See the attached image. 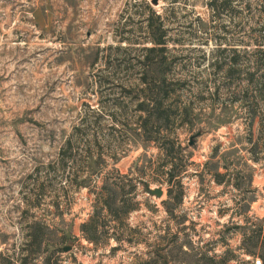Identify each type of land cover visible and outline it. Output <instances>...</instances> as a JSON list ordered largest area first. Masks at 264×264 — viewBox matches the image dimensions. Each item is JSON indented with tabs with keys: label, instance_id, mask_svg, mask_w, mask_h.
<instances>
[{
	"label": "rangeland",
	"instance_id": "374dc122",
	"mask_svg": "<svg viewBox=\"0 0 264 264\" xmlns=\"http://www.w3.org/2000/svg\"><path fill=\"white\" fill-rule=\"evenodd\" d=\"M155 1L0 0V264L264 262V0Z\"/></svg>",
	"mask_w": 264,
	"mask_h": 264
},
{
	"label": "trees",
	"instance_id": "16d2710c",
	"mask_svg": "<svg viewBox=\"0 0 264 264\" xmlns=\"http://www.w3.org/2000/svg\"><path fill=\"white\" fill-rule=\"evenodd\" d=\"M216 0H213L211 2V6H214ZM154 43L156 45H163L165 44V42H163V37L160 35H156V38L153 39ZM156 50H161V49H156V47H154L152 49V51H156ZM157 78H156V91L154 90L153 94H154V99H152L153 101H155L153 109L156 110L157 112H160L163 109V100L164 98L167 97L168 91L165 88L164 84L166 83L167 79H168V73L165 70H159L156 74ZM144 102L141 103V107H143ZM164 114H160L159 117H164ZM73 143L72 139L68 140V145H71Z\"/></svg>",
	"mask_w": 264,
	"mask_h": 264
},
{
	"label": "water",
	"instance_id": "95a60500",
	"mask_svg": "<svg viewBox=\"0 0 264 264\" xmlns=\"http://www.w3.org/2000/svg\"><path fill=\"white\" fill-rule=\"evenodd\" d=\"M158 0H156L155 2L157 3ZM147 193L151 194V195H156L158 197H162L164 195V189L159 187V188H155V189H148L146 190ZM69 250V249H66Z\"/></svg>",
	"mask_w": 264,
	"mask_h": 264
},
{
	"label": "built area",
	"instance_id": "2783aa9c",
	"mask_svg": "<svg viewBox=\"0 0 264 264\" xmlns=\"http://www.w3.org/2000/svg\"><path fill=\"white\" fill-rule=\"evenodd\" d=\"M254 264H264L263 260L262 259H256Z\"/></svg>",
	"mask_w": 264,
	"mask_h": 264
}]
</instances>
